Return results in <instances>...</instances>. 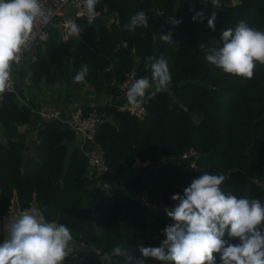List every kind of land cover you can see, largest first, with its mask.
<instances>
[{"label":"trees","instance_id":"obj_1","mask_svg":"<svg viewBox=\"0 0 264 264\" xmlns=\"http://www.w3.org/2000/svg\"><path fill=\"white\" fill-rule=\"evenodd\" d=\"M239 2L218 11L213 31L207 25L210 14L202 11L203 21H193L201 10L192 0L178 1L173 18L180 23L176 26L166 25L163 18L168 0H99L96 11L114 21L89 25L76 17L82 31L67 40L51 28L48 43L36 50L29 66L33 84H61L74 92L86 85L96 96L117 94L126 73L134 71L137 79H150L146 58L163 54L171 83L142 104L147 112L142 120L116 105L85 107L104 116L96 142L105 152L111 174L130 170L136 158L149 162L152 167L134 174L127 190L146 193L150 200L165 204L174 202V194L183 195L203 173L224 174L227 179L221 187L226 194L264 204V65L258 63L253 78L241 82L206 60L213 41L220 46V33L234 29L239 21L264 31V0ZM141 10L149 16L148 28L124 30L130 17ZM169 31L171 44L160 39ZM121 41L128 47L115 51ZM84 65L89 69L86 80L74 83V75ZM109 67L111 71L106 70ZM31 120L32 108L20 106L15 94L0 101V124L7 142L4 145L0 140V222L11 213L14 197L20 212L35 203L49 221L67 226L74 241L93 249L74 248L63 264H102L105 257L110 264H125L124 256L111 254L114 246L134 258H139V245L159 246L165 238L162 230L173 223L166 214L125 209L115 195L95 199L86 155L72 149L76 133L61 122L42 124L36 145L28 151L20 128ZM190 150L197 157L183 161ZM229 242L238 244L239 240ZM214 255L215 264H221L219 254ZM161 263L146 260V264Z\"/></svg>","mask_w":264,"mask_h":264},{"label":"clouds","instance_id":"obj_2","mask_svg":"<svg viewBox=\"0 0 264 264\" xmlns=\"http://www.w3.org/2000/svg\"><path fill=\"white\" fill-rule=\"evenodd\" d=\"M98 3L99 0H83L85 11L78 16L86 17L91 25ZM220 4V0H212L214 7ZM50 16V12L45 14L41 0H0V93L9 86L11 65L29 41L34 22L37 18L47 22ZM203 18L202 11L192 17L194 22H202ZM168 19L173 26L180 23L172 17ZM215 20L216 13L212 12L207 25L213 31ZM68 23L71 32L79 36L81 27L73 20ZM148 26L149 16L141 10L123 27L134 32ZM160 39L168 44L174 42L170 31L160 35ZM219 39L220 46H215L213 41V46L207 49L206 60L223 73L244 82L253 78L258 63L264 65V31L241 20L234 29L223 30ZM121 47L127 48V42L121 41L115 51ZM145 68L150 71V79H135L125 92L127 102L135 108L166 91L171 83L168 60L163 54L147 57ZM88 71L84 65L74 75L73 82L83 83ZM226 179L224 174L205 172L193 179L183 195L174 194L171 199L177 203L164 209L173 223L162 230L165 238L159 246L139 245V258L129 255L119 245L112 248L111 254L124 256L125 264H146L148 258L162 264H215L214 254H219L221 264H264V231L261 230L264 204L257 199L226 194L221 187ZM104 187L109 186L104 184ZM6 231L7 235L0 242V264H63L71 253L69 245L73 235L70 229L49 221L39 208H29L13 216ZM226 235L229 239L238 238L239 243H230Z\"/></svg>","mask_w":264,"mask_h":264},{"label":"built area","instance_id":"obj_3","mask_svg":"<svg viewBox=\"0 0 264 264\" xmlns=\"http://www.w3.org/2000/svg\"><path fill=\"white\" fill-rule=\"evenodd\" d=\"M195 3L198 0H192ZM41 4L45 14L51 13L50 18L45 22L44 18H37L34 22L33 33L31 34L27 44L18 53V59L11 65V78L9 86L5 92L0 93V101L8 94H15L16 92V70L22 66L25 59L39 47L45 45L49 41V30L51 28L61 29L65 37H71L73 34L70 30L67 17V10L70 8L73 10V17L76 18L78 13L84 12L83 0H41ZM96 11V10H95ZM86 18V17H85ZM102 18V13L96 11L95 20L92 24L97 23ZM75 20V19H74ZM73 20V21H74ZM137 79V75L134 71L126 73L123 82L118 85V95L123 102H127L125 92L130 84ZM128 110L132 115L142 120L147 112L143 105L139 108H135L127 102V106L123 108ZM42 124H47L53 121L61 123H69L73 130L77 132V136L82 139L83 146L85 147V155L87 158L88 167L94 173L98 175H111V172L106 165L105 152L97 144L96 136L98 127L102 123L104 116L98 114L95 109L86 111L82 106H77L66 118L64 110L59 105H46L40 106L33 110ZM3 132V127L0 124V135ZM197 157V154L190 150L188 153L182 156L183 161L192 160ZM152 167L149 162H143L136 158L130 171L133 174L145 172ZM132 201L140 208L146 210L152 214H166L165 208H172L177 203L174 201L171 204H165L161 201H152L149 199L146 193L133 194L131 196ZM6 219V218H5ZM5 219L0 223V242H3L6 234Z\"/></svg>","mask_w":264,"mask_h":264},{"label":"crops","instance_id":"obj_4","mask_svg":"<svg viewBox=\"0 0 264 264\" xmlns=\"http://www.w3.org/2000/svg\"><path fill=\"white\" fill-rule=\"evenodd\" d=\"M179 0H168L169 10L167 14L163 16L166 25H172L169 22V17H174L177 3ZM220 6L216 12V20H217V13L218 11L226 6H230L232 0H220ZM197 7L208 14H212L211 10L214 9L212 2L198 0L196 2ZM73 10H67V17L69 19L74 20L73 17ZM75 21V20H74ZM114 21L113 17H104V23L111 24ZM57 29L62 37L67 40L69 37H65L61 31V29ZM176 30V29H175ZM178 35H182L180 30H177ZM35 52V54H34ZM32 52L24 61L21 67H19L16 72V92L15 96L17 102L20 106H29L32 108V120L29 125L21 127V133L26 137V141L29 145L30 150L34 148L37 143V132L39 127L42 125L41 121L39 120L38 116L33 113V110L40 106L46 105H59L64 110L66 118L69 114L77 107H90L93 108L97 105H116L119 108L123 109L127 106V102H123L121 98L117 94H103L101 96H96L93 93V90L84 85L78 91L74 92L67 88L65 85L55 84L49 85L45 81H40L37 84H33V74L29 69L31 63H33L36 59V52ZM27 62V64L25 63ZM27 65L24 66V65ZM77 136V135H76ZM0 140L3 142L4 145H7L6 140L3 137V134L0 135ZM77 148L85 153V147L83 146L82 139L77 136L76 141L72 145V149ZM88 174L93 181V193L95 199L104 196L106 199L108 196H118L121 199L122 207L125 209H134L136 207L140 208L137 204H135L131 196L133 195L127 190V183L134 175L129 169L124 171L122 174L119 175H98L94 173L92 170L88 169ZM104 184H107L109 187L105 188ZM16 197H14V201ZM35 207V204L33 205ZM32 207V208H33ZM141 209V208H140ZM6 218V217H5ZM4 218V219H5ZM3 219V220H4ZM2 220V222H3ZM1 223V222H0Z\"/></svg>","mask_w":264,"mask_h":264},{"label":"water","instance_id":"obj_5","mask_svg":"<svg viewBox=\"0 0 264 264\" xmlns=\"http://www.w3.org/2000/svg\"><path fill=\"white\" fill-rule=\"evenodd\" d=\"M232 2H233V5H234V6H238V5H240L239 0H232ZM104 17H105L104 14H102V18L97 22V25L104 24ZM77 18H78L79 20H81L82 22L88 23V22H87V19H86L85 17H79V16L77 15ZM164 29H166L165 26L162 28V30H164ZM220 29H222V27H220ZM64 128H65L66 130L74 131V132L76 133V135H77V132H76L75 130L72 129V127L70 126L69 123H64ZM29 150H30V149H28V151H29ZM263 182H264V181L262 180V181H261V184H263ZM104 199H105L104 196H101V197H100V200H101V201H103ZM34 204H35V203L32 204V207H33ZM35 208H36V204H35ZM18 213H20V209H19V206H18L17 198H16V200H15L14 203L12 204L11 213H10L9 216H7L6 219H5V227H6L7 223L10 221V219H11L13 216L17 215ZM6 234H7V231H6ZM69 246H70L71 250H73L74 248L79 249V250H83V251H86V252H91V251L93 250L91 247L84 246L83 244H79L78 242H76V241H74V240H72V241L70 242V245H69ZM102 264H110L109 258L105 257V258L102 260ZM161 264H162V263H161Z\"/></svg>","mask_w":264,"mask_h":264},{"label":"rangeland","instance_id":"obj_6","mask_svg":"<svg viewBox=\"0 0 264 264\" xmlns=\"http://www.w3.org/2000/svg\"><path fill=\"white\" fill-rule=\"evenodd\" d=\"M217 9H218V7H214V9H213V10H211V13H212V12H215V13H216V12H217ZM34 54H35V52H34ZM25 63L27 64V62H25ZM26 64H25L24 66H26V67H27V65H26Z\"/></svg>","mask_w":264,"mask_h":264}]
</instances>
